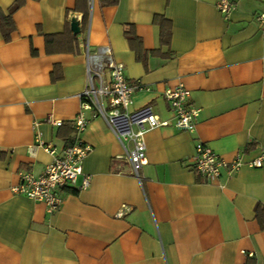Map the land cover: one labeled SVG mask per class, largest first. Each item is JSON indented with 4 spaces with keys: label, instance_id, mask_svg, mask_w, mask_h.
Wrapping results in <instances>:
<instances>
[{
    "label": "crops",
    "instance_id": "crops-1",
    "mask_svg": "<svg viewBox=\"0 0 264 264\" xmlns=\"http://www.w3.org/2000/svg\"><path fill=\"white\" fill-rule=\"evenodd\" d=\"M15 1L0 0V9L8 14ZM90 1L23 0L11 40L0 27V264H264L256 214L264 168L248 165L264 148V30L256 21L264 0H230L228 13L220 0ZM156 16L171 21L169 44ZM87 45L110 46L126 79L141 83L130 110L151 106L170 122L146 131L141 179L106 120L81 108ZM179 82L200 109L191 132L175 127L165 96ZM81 111L87 126L77 132ZM38 133L58 150L66 136L92 147L83 160L90 185L78 188L81 175L77 187L59 189L63 202L52 212L13 190L21 173L38 177L53 160ZM201 143L243 165L209 182L193 163Z\"/></svg>",
    "mask_w": 264,
    "mask_h": 264
},
{
    "label": "built area",
    "instance_id": "built-area-1",
    "mask_svg": "<svg viewBox=\"0 0 264 264\" xmlns=\"http://www.w3.org/2000/svg\"><path fill=\"white\" fill-rule=\"evenodd\" d=\"M217 5V9L223 13H228L233 8L230 0H220ZM73 19L80 22L76 18ZM256 21L264 30V11L258 13ZM112 52L110 46H102L97 52H91L87 45L85 55L88 65V87L79 94L82 98L81 108L82 110L94 108L95 114L101 115L106 120L124 147V157L131 164V173L141 179L140 171L148 164L146 131L155 127H168L170 122L168 119L160 118L151 106L130 110L133 92L140 91L142 85L140 82H130L126 79L124 64L118 62ZM106 71L109 73V81H106ZM95 80L99 81L98 85ZM165 96L175 113V127L180 130L194 131L200 109L189 104L191 90L185 83L179 82L176 86L166 89ZM48 122L63 124L61 120L52 118H49ZM73 122L77 132L86 128L87 121L83 111ZM36 138L38 144L53 156V160L46 165L44 172L38 177L29 172L21 173V183L13 190L30 199L45 203L52 212L58 210L63 202L59 189L77 187L81 175L83 180L78 188L85 189L90 185L92 177L83 174V160L92 151V147L77 139L58 150L51 143H45L41 133H38ZM193 163L195 170H198L210 182L218 180L223 169L229 171L239 169L243 165V160L241 156H237L228 161L212 148L201 143L193 156ZM248 165L264 168V148L257 157L249 161ZM125 214L126 209L123 208L117 213V217H123Z\"/></svg>",
    "mask_w": 264,
    "mask_h": 264
},
{
    "label": "trees",
    "instance_id": "trees-1",
    "mask_svg": "<svg viewBox=\"0 0 264 264\" xmlns=\"http://www.w3.org/2000/svg\"><path fill=\"white\" fill-rule=\"evenodd\" d=\"M21 3H23V0H17L15 1L14 4H12V6L9 8V13L6 14L3 10L0 9V27H1V32H3L4 37L7 41L11 40L12 37V33L14 32L13 30H15L16 25H15V21L12 18L14 12L22 5ZM84 22H87L88 20V15L84 14ZM156 23H158L161 26V40L163 44H169L170 43V38L171 37V21L165 19L162 16H156L155 18ZM126 35L128 37V40H130V42L132 44H134L137 41V36L135 35L134 31L128 30L126 32ZM66 123H68L69 125H71V123L69 122H64L62 124L65 125ZM65 141L66 144L71 143V137L70 136H66L65 137ZM256 214H257V218L260 221L262 227L264 228V205L263 204H259L257 206L256 209Z\"/></svg>",
    "mask_w": 264,
    "mask_h": 264
},
{
    "label": "water",
    "instance_id": "water-1",
    "mask_svg": "<svg viewBox=\"0 0 264 264\" xmlns=\"http://www.w3.org/2000/svg\"><path fill=\"white\" fill-rule=\"evenodd\" d=\"M71 26H72L71 29H73V31L75 33L79 32V29H78L79 28V22L77 20L73 19Z\"/></svg>",
    "mask_w": 264,
    "mask_h": 264
},
{
    "label": "rangeland",
    "instance_id": "rangeland-1",
    "mask_svg": "<svg viewBox=\"0 0 264 264\" xmlns=\"http://www.w3.org/2000/svg\"><path fill=\"white\" fill-rule=\"evenodd\" d=\"M88 44V43H87ZM107 75H108V72L106 71ZM96 81V84L98 85L99 84V81L95 80Z\"/></svg>",
    "mask_w": 264,
    "mask_h": 264
}]
</instances>
